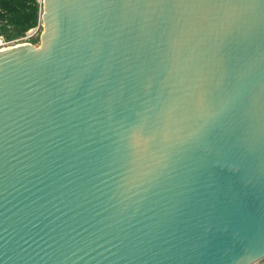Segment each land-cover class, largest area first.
<instances>
[{"label": "water", "instance_id": "1", "mask_svg": "<svg viewBox=\"0 0 264 264\" xmlns=\"http://www.w3.org/2000/svg\"><path fill=\"white\" fill-rule=\"evenodd\" d=\"M0 50V264L264 260V0H42Z\"/></svg>", "mask_w": 264, "mask_h": 264}, {"label": "trees", "instance_id": "2", "mask_svg": "<svg viewBox=\"0 0 264 264\" xmlns=\"http://www.w3.org/2000/svg\"><path fill=\"white\" fill-rule=\"evenodd\" d=\"M42 0H0V37L13 42L25 37L26 33L38 28L39 42L41 28Z\"/></svg>", "mask_w": 264, "mask_h": 264}, {"label": "built area", "instance_id": "3", "mask_svg": "<svg viewBox=\"0 0 264 264\" xmlns=\"http://www.w3.org/2000/svg\"><path fill=\"white\" fill-rule=\"evenodd\" d=\"M34 30H35V33H34V32H31V31H33V30H31V31L28 32V33L31 32V33H32L31 35L28 34V33H26L25 37H23V38L20 39V40L13 41V42H6L3 38L0 37V50L8 49V48L14 46V45H13L14 43H19L20 41H21V43H22V41H23V42L29 43V45L33 46V45H32V44H33V42H32V40H33V39H32V36H33L34 34H36V31H37V34H38V28H36V29H34Z\"/></svg>", "mask_w": 264, "mask_h": 264}, {"label": "rangeland", "instance_id": "4", "mask_svg": "<svg viewBox=\"0 0 264 264\" xmlns=\"http://www.w3.org/2000/svg\"><path fill=\"white\" fill-rule=\"evenodd\" d=\"M31 32H34L35 33V30H33V31H31ZM28 33V34H32V33ZM39 33V32H38ZM37 36H38V34H37V31H36V34H34L33 36H32V39H36L37 38ZM22 44H25L23 41H22V43H21V41L19 42V43H14L13 45L14 46H18V45H22ZM33 46H38V45H40V43L38 42V43H36V44H32ZM256 264H264V260H262V261H260V262H258V263H256Z\"/></svg>", "mask_w": 264, "mask_h": 264}, {"label": "bare ground", "instance_id": "5", "mask_svg": "<svg viewBox=\"0 0 264 264\" xmlns=\"http://www.w3.org/2000/svg\"><path fill=\"white\" fill-rule=\"evenodd\" d=\"M24 43H25V44L18 45V46H12V47H10V48H8V49L31 46V45H29V43H26V42H24Z\"/></svg>", "mask_w": 264, "mask_h": 264}]
</instances>
